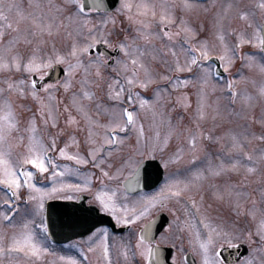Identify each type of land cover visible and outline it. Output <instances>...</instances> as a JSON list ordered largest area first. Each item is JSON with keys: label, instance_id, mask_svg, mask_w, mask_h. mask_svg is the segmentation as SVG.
Instances as JSON below:
<instances>
[{"label": "snow or ice", "instance_id": "6c2138e0", "mask_svg": "<svg viewBox=\"0 0 264 264\" xmlns=\"http://www.w3.org/2000/svg\"><path fill=\"white\" fill-rule=\"evenodd\" d=\"M112 3L114 8L105 0H0V257L22 264L16 257L39 262L52 254L44 246L45 201L57 195L80 199L62 194L68 190L94 191L89 203L98 207L66 206L62 224L73 227L98 211L133 225L153 211L176 213L170 205L177 201L185 218L174 215L162 241L175 225L188 230L201 264H235L220 251L241 242L250 248L239 264H264V19H251L256 8L264 14V0L252 11L241 0ZM200 13L210 17L207 23ZM234 17L247 21L251 31L227 27ZM244 44L255 46L258 55L242 52ZM237 59L243 64L232 74ZM54 65H62L63 78L45 82ZM253 141L259 146L250 148ZM156 155L165 169L182 166L181 174L117 214L119 187L101 190V177L132 180L139 161ZM89 164L100 173L96 189L92 173L79 167ZM69 172L82 182L66 181ZM41 178L50 186H42ZM214 206L226 207L233 219L214 218ZM242 220L253 226L241 227ZM150 229L144 219L134 242L112 238L126 264L137 256L142 264H160ZM84 231L87 236L68 241L83 258L60 255L59 261L88 264L89 254L100 252L112 264L109 229L89 225Z\"/></svg>", "mask_w": 264, "mask_h": 264}, {"label": "flooded vegetation", "instance_id": "af4514ba", "mask_svg": "<svg viewBox=\"0 0 264 264\" xmlns=\"http://www.w3.org/2000/svg\"><path fill=\"white\" fill-rule=\"evenodd\" d=\"M256 50H258V49L256 48ZM242 63H243V61H238L235 63V67L231 70L232 74H234L236 72V69L241 68ZM226 75L230 76L228 73H225V76ZM63 121L64 120H62L61 122H63ZM259 143H260L259 141H253L252 144L249 145V147L251 148L254 145L259 146ZM74 149H75V146L71 145V143H69V151H72ZM81 150H83V148ZM147 159H157L158 161L153 162L151 164V166L147 167L145 172L139 176L138 184H146L148 187H144L142 190L137 191L136 193H130L126 190V188L124 186V183H125V176L124 175H121L118 178V180H114V181H109L106 178L101 177V179L104 180V187L101 190L108 192V191H111L114 186L119 187V191L117 193L118 207H119L118 198L120 196V193H123L126 196H128V195L132 196V195H138V194L151 195L152 193L159 190V188L163 184H165L166 180L180 175L178 172V167H182V166H177V165L173 164L169 169H165L163 164L161 163L159 156H157V155L156 156H145L142 160L139 161V164L141 165ZM60 162L61 163H68L72 166H75L74 162L66 160L64 158L62 160L60 159ZM79 167H80L82 173H86V172L92 173V175H93V178L91 181L92 188L93 189L98 188L100 186V180L96 179V177H100L99 170L93 168L91 164L81 165ZM68 174H72V173L69 172ZM125 174H126V172H125ZM169 174H171V175H169ZM232 179L238 180V177H232ZM247 187L255 188L256 185L252 184V185L247 186ZM247 187L245 188V190H247ZM74 194L79 195L80 199L72 200V201H80L82 199V201L86 207H89V206L98 207V205H93V204L89 203V200L95 195L94 191H92V192L84 191V192H79V193H75L74 191H72L67 196H71ZM52 199H61V198L59 196H56V197H53L51 199H48L47 202L52 200ZM173 202H174V205H172ZM180 203H182V202H180ZM180 203H178L177 201L171 202L170 206H175L177 208V211L174 214L167 211V210L158 211V212L153 211L150 216H147L144 218V219L151 221L150 236H151L152 243L157 244L159 247H171L173 249L172 250V253H173L172 260L176 264H201L200 257L198 255L193 254V252H192V246L189 244V235H188L187 229L177 230L176 226L174 225L171 230L167 231V235H168L169 239L164 240V241H162L160 239L161 234L165 233V231L168 229V225L173 221L174 215L179 216L181 221L184 220L185 217H184L183 211L180 207ZM118 207L116 209L117 214H119L118 213ZM131 207H133V205L129 206V208H131ZM102 213L107 216L106 219L109 221V223H104L98 227H107L109 229V245H110L112 255L114 257L115 251L117 250V252H118V247H117L118 242H117V244H113V240H112L113 236H116L118 234L121 235L124 233L133 232L132 233L133 236L131 238H133V242H134V237L136 234H138L140 232L141 225L144 224V219L137 221L133 225H124V224L118 223L111 212H107V213L102 212ZM210 214L214 218L217 214H219L220 216H222L226 220H232L233 219V216L229 213V211L226 207L220 208V207L214 206L212 209V212ZM152 216L156 217L155 220H152ZM246 223H250V221L245 222L242 220V221H240V226L246 227ZM113 224H115L116 227H118V228L119 227H126V230L118 232L113 228ZM35 225H36V227L33 230L37 232V235L39 237V228H38L39 224H37L35 222ZM87 235L88 234L83 235V236H79V237H75V238L70 239V240H72V241L80 240ZM70 240H68V241H70ZM68 241L63 242V243H58V242L53 241L52 238L49 236V238L45 242L44 246L49 247L50 253H52V254H46L39 262L33 261L35 263L29 262V261L25 260L23 257H16V259L21 260L22 264H63V262L59 261V259H58V257L60 255H73V256H76L78 259H82L83 253H81L78 248L69 247ZM181 243H182V245H181ZM241 243L247 244L249 246V244L247 242H241ZM82 246L85 248L88 247L87 244H84ZM249 248H250V246H249ZM188 254H191L190 258L193 261H189L187 259ZM117 255H118V253H117ZM9 259L10 258L7 256L2 258V260L4 261V264H8ZM96 259L98 260L99 264H105V261L103 260L104 258L102 257L100 252L90 253L88 264H90L92 262L94 263L96 261ZM129 259L131 261V264H142V258L139 256H137L135 258L130 257ZM114 261L116 264H118V262H120V261H122L126 264L124 257H123V260H122V258L116 260L114 257ZM112 264H113V259H112ZM235 264H239V261L236 262Z\"/></svg>", "mask_w": 264, "mask_h": 264}, {"label": "water", "instance_id": "95a60500", "mask_svg": "<svg viewBox=\"0 0 264 264\" xmlns=\"http://www.w3.org/2000/svg\"><path fill=\"white\" fill-rule=\"evenodd\" d=\"M105 4L108 5L111 8H114L116 5L112 3V0H105ZM98 50L104 51L105 47L103 45H100ZM109 53L111 51L108 50ZM113 56H115L117 53L113 52ZM216 62V61H215ZM62 69V65H55L51 69L48 70V77H46V81L48 80H55L57 78L62 79L64 76ZM223 73V71L221 70ZM154 160H147L145 161L140 168L137 170L134 179L126 181L125 185L130 192H135L140 189H142L144 186L135 188L136 182H137V176L140 175L145 171V169L153 162ZM75 205H81V203L78 202H70V201H62V200H55L51 201L47 206V222L49 224V231L51 234V237L58 242L65 241L67 239H71L73 237H77L79 235H84L87 233L84 231L89 225H95L96 227L100 224H103L105 222H108L104 215L100 214L98 211L90 212L84 214V217L81 218V221L73 226L70 227L66 222L61 223V209L66 206H75ZM66 220V217L64 218ZM120 230V229H119ZM71 234H68V233ZM172 248H161L159 249V255L157 257L160 264H175L172 261ZM248 246L246 244L240 243L236 247H224L220 251V255L222 258L225 259V261H233L237 262L243 257H245L248 254ZM188 258L191 260L190 255H188ZM192 261V260H191Z\"/></svg>", "mask_w": 264, "mask_h": 264}, {"label": "rangeland", "instance_id": "374dc122", "mask_svg": "<svg viewBox=\"0 0 264 264\" xmlns=\"http://www.w3.org/2000/svg\"><path fill=\"white\" fill-rule=\"evenodd\" d=\"M225 2H227V0H217V3L218 4H222V3H225ZM241 3H243L245 5H249L250 7H249L248 10L249 11H252V7L251 6H255L258 3V0H241ZM199 15H200L201 18H203L205 20V23L208 22V19L210 17L205 16L203 13H200ZM251 19L253 21V24H255V23L259 22L261 19H264V14H261L260 9L259 8H256L255 9V14L251 17ZM226 26L227 27H231V28H237V29H241L242 28V29H244L247 32H250L251 31V26L248 25L247 21L241 20V19L235 18V17ZM228 39L229 40H234L235 39V36L229 35ZM241 51L242 52H247V53L252 54V55H258V51L259 50H256V47L253 46L252 44H244V45L241 46ZM238 61H241V60L240 59H237L236 62H238ZM243 74H245V75L249 74L248 73V70L246 68L244 69V73ZM227 77L228 78H231L230 76H227ZM257 80H259V77L258 76H257ZM240 87H242V88L243 87H247L249 91H254V89H253V87H252L251 84H247V85L241 84ZM60 94L61 93H57V95H60ZM65 102H67V100L61 101V116H60V121L64 120L65 119V116H66V114L63 113V108H62V105ZM254 102L257 105L255 111L257 112L256 114L258 116L259 115V112H260V105H259V102L258 101H254ZM73 114H75V113H73ZM173 118H175V113H173ZM61 123H63V122H61ZM253 127L254 128H258V125H253ZM173 143H175V141H173ZM60 159L62 160L63 158H60ZM179 174H181V173H179ZM65 180L68 181V182H71V183H81L82 182L81 181L82 180L81 177H78L77 178L76 176H73V174H68V173H66ZM40 182H41L42 186H45V187L50 186V182L48 184H45L42 178H41V181ZM71 192L72 191L64 190L62 194L63 195H68ZM57 196H59V195H57ZM142 196H145V195L138 194V195H132V196H129L128 195V196H126L125 194L120 193V196L118 198V201H119L118 213H119V215L123 216V212L120 211V208L121 207H124L125 205L127 207H129L130 205H133L134 206V202L137 201ZM54 197H56V196H54ZM47 200L45 201V204H47ZM178 203H180V202H178ZM172 205H174V202L172 203ZM35 222L37 224H40L41 223L40 219H36ZM249 226H253L251 221H250V223H246V227H249ZM132 233L133 232H131V233H124V234H121V235L118 234V235L113 236V237H124V238L127 239V238H131L133 236ZM181 245H182V243H181ZM117 253L118 252L116 250L115 251V254H114L115 259L117 260V259H121L122 258V260H123V256L122 255H119V254L117 255ZM89 257H90V254H89ZM114 257H113L112 252H111V260L113 259V264H116L115 261H114ZM2 258L3 257H0V259H2ZM200 259H201V257H200ZM31 262L32 263H35L33 261H31ZM90 264H99V263H98V260L96 259V261L94 263L92 262ZM118 264H125V263L122 262V261H120V262H118Z\"/></svg>", "mask_w": 264, "mask_h": 264}]
</instances>
